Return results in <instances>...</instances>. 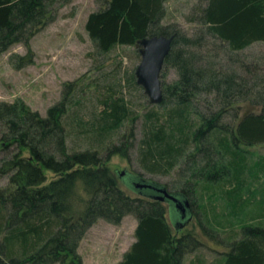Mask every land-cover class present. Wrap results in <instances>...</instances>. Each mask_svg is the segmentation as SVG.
<instances>
[{
    "label": "trees",
    "instance_id": "obj_1",
    "mask_svg": "<svg viewBox=\"0 0 264 264\" xmlns=\"http://www.w3.org/2000/svg\"><path fill=\"white\" fill-rule=\"evenodd\" d=\"M97 1L84 22L93 72L64 81L45 114L20 98L0 100V264H82L77 249L88 229L99 219L117 225L126 215L136 219L135 240L118 264H185L202 247L193 232L173 234L163 202L125 193L107 164L113 154L127 157L138 118L136 162L144 172L169 175L167 191L200 207L202 234L214 238L229 226L217 220L216 191L225 204L222 219L236 218L237 204L262 185L255 174L244 176L251 151L245 147L243 157L240 148L264 143V94L259 109L244 113L229 131L217 129L219 114L196 123L181 103L159 111L148 102L138 111L131 99L140 88L135 65L123 67L110 54L133 45L139 57L136 41L151 35L163 0ZM53 2L0 0V54L15 43L29 53L30 38L52 18ZM199 11L232 50L264 41V0H207ZM9 59L20 67L30 56ZM195 75L183 72L186 83ZM254 181L259 185L251 190ZM250 221L239 236L229 226L223 236L229 249L211 264H264V226Z\"/></svg>",
    "mask_w": 264,
    "mask_h": 264
},
{
    "label": "rangeland",
    "instance_id": "obj_2",
    "mask_svg": "<svg viewBox=\"0 0 264 264\" xmlns=\"http://www.w3.org/2000/svg\"><path fill=\"white\" fill-rule=\"evenodd\" d=\"M206 2L207 0H163L151 34H174L173 41L176 40L172 41L160 73L162 99L154 105L157 110L163 111L176 103L184 104L187 106L188 116L196 123H204L206 119L219 114L217 129L229 131L244 113L259 109L264 94V41H254L238 50L230 49L226 42L203 24L199 8L204 7ZM97 6V0H54L51 7L52 18L41 24L30 38V52H27L23 43H15L0 54V100L13 101L20 98L33 110L45 114L47 107L60 98L64 81L92 73L91 68L96 63L89 54L92 42L84 28V22L88 12ZM135 48L133 45H118L110 57L114 59V63L115 60H121L123 67H136L140 54L138 57ZM11 54H27L30 60L17 67L9 59ZM113 62L108 63V66L113 65ZM186 70L196 74L188 83L183 78ZM138 85L140 88L131 99L141 112L146 109L149 101L142 86ZM136 121L127 157L119 153L113 154L107 164L117 175L124 170L128 174L156 180L162 185L170 183L169 175L144 172L136 162L135 154L141 137L140 119ZM245 147L251 151V155L247 154L243 174H255L262 184L260 189L253 192L248 204H237L233 211L240 217L227 216L222 219L220 210L225 204L218 191L214 193L218 198L213 201L214 211L219 213L217 220H225L223 223L232 225L235 236L241 235L240 227L250 219L248 223L251 225L264 226V172L259 168L261 164L264 165V143L242 145L240 154L243 157L246 156ZM119 177L121 189L129 196L148 198L131 189L122 176ZM223 178L219 181H223ZM257 185L258 182L254 181L251 190ZM243 192L244 190L241 198L245 195ZM163 205L174 235L193 232L202 243L201 248L188 254L185 264H196L197 256L202 260L200 264H211L228 251L229 241L223 240V236L230 231L229 226L222 231L219 227L220 233L214 238L202 234L198 224L202 218L201 211L195 204L190 208V219L176 231L173 225L178 218L173 213L171 219L168 202L164 201ZM208 210L211 212L209 206ZM135 226L136 219L132 215L124 216L117 225L99 219L79 242L77 253L82 264H118L123 252L134 239ZM216 264L219 262L216 261Z\"/></svg>",
    "mask_w": 264,
    "mask_h": 264
},
{
    "label": "water",
    "instance_id": "obj_3",
    "mask_svg": "<svg viewBox=\"0 0 264 264\" xmlns=\"http://www.w3.org/2000/svg\"><path fill=\"white\" fill-rule=\"evenodd\" d=\"M173 37L174 34H151L136 41L140 60L134 70L135 78L136 82L142 86L143 92L147 95L150 103L157 104L162 99L160 73L164 59L171 49ZM118 175L122 176L124 182L131 189L148 196L150 199L168 202L170 204L171 219L173 213L178 218L174 223L177 230L183 226L186 220H189V203L181 195L170 193L164 185L137 175L125 173L124 170H121ZM185 218L187 219L185 220Z\"/></svg>",
    "mask_w": 264,
    "mask_h": 264
},
{
    "label": "flooded vegetation",
    "instance_id": "obj_4",
    "mask_svg": "<svg viewBox=\"0 0 264 264\" xmlns=\"http://www.w3.org/2000/svg\"><path fill=\"white\" fill-rule=\"evenodd\" d=\"M168 192H169V191H168ZM188 213H189V214H188V219H190V216H189V215H190V207H189ZM186 219H187V218H185V220H186ZM186 221H187V220H186ZM177 225H178V224L176 223V226H177ZM177 227H178V226H177Z\"/></svg>",
    "mask_w": 264,
    "mask_h": 264
},
{
    "label": "crops",
    "instance_id": "obj_5",
    "mask_svg": "<svg viewBox=\"0 0 264 264\" xmlns=\"http://www.w3.org/2000/svg\"><path fill=\"white\" fill-rule=\"evenodd\" d=\"M134 240H135V238L132 240V242H134ZM132 242L130 243V245L132 244ZM130 245H129V246H130ZM128 248H129V247H128ZM126 250H127V249H126ZM126 250H125V251H126ZM125 251H124V252H125ZM124 252H123V253H124Z\"/></svg>",
    "mask_w": 264,
    "mask_h": 264
}]
</instances>
